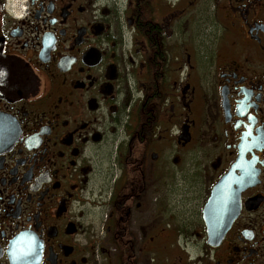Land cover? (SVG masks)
Instances as JSON below:
<instances>
[{"label":"flooded vegetation","instance_id":"af4514ba","mask_svg":"<svg viewBox=\"0 0 264 264\" xmlns=\"http://www.w3.org/2000/svg\"><path fill=\"white\" fill-rule=\"evenodd\" d=\"M0 33V264H264V0H0Z\"/></svg>","mask_w":264,"mask_h":264},{"label":"water","instance_id":"95a60500","mask_svg":"<svg viewBox=\"0 0 264 264\" xmlns=\"http://www.w3.org/2000/svg\"><path fill=\"white\" fill-rule=\"evenodd\" d=\"M3 46L4 43L0 33V90L11 91L12 88L15 87L19 81L20 77L18 76V73L20 71V65L16 61L9 59L7 56L4 55ZM219 190V186L214 188V200L212 197L205 209V219L207 221V227L210 235V243L213 245L216 244V236L220 234L224 235L225 231L228 229L234 219L232 217H229V223L226 222L225 224L220 225L208 222L207 218L209 216V213H213L215 217H217L218 215L216 211H218L219 205L216 196Z\"/></svg>","mask_w":264,"mask_h":264},{"label":"rangeland","instance_id":"374dc122","mask_svg":"<svg viewBox=\"0 0 264 264\" xmlns=\"http://www.w3.org/2000/svg\"><path fill=\"white\" fill-rule=\"evenodd\" d=\"M193 31H194V38H196L197 36H200V35H202V36H206L207 37V39H208V35L207 34H199V25H195L194 26V28H193Z\"/></svg>","mask_w":264,"mask_h":264}]
</instances>
